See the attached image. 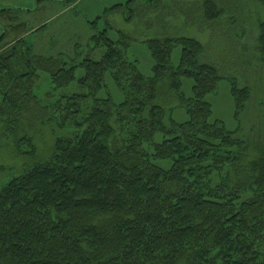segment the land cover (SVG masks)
Listing matches in <instances>:
<instances>
[{
  "label": "trees",
  "instance_id": "obj_1",
  "mask_svg": "<svg viewBox=\"0 0 264 264\" xmlns=\"http://www.w3.org/2000/svg\"><path fill=\"white\" fill-rule=\"evenodd\" d=\"M136 1L105 16L132 14ZM202 11L208 24L225 14L216 0H203ZM110 31L92 38L93 50L106 49L100 61L71 66L36 55L21 38L3 48L0 37V138L32 157L33 125L51 120L75 130L56 139L48 159L0 189V264H264V135L243 140L214 119L208 98L222 77L202 61V43L150 41L154 67L146 77L127 56L129 37L113 41ZM257 49L264 67V23ZM42 74L56 89L77 83L81 93L42 106ZM108 79L119 102L100 95ZM186 80L191 97L183 92ZM231 95L238 119L252 91L232 82ZM178 108L187 117L182 123L174 118Z\"/></svg>",
  "mask_w": 264,
  "mask_h": 264
},
{
  "label": "rangeland",
  "instance_id": "obj_2",
  "mask_svg": "<svg viewBox=\"0 0 264 264\" xmlns=\"http://www.w3.org/2000/svg\"><path fill=\"white\" fill-rule=\"evenodd\" d=\"M129 0H0V37L4 45H13L24 39L38 56L63 58L69 66L86 59L100 61L106 49L93 50L92 38L111 28L108 36L113 41L129 37L127 56L137 62L143 75L152 77L154 62L149 42L161 38H192L202 43L205 53L202 61L214 64L220 70L222 82L216 94L211 95L214 119L222 121L229 131L239 138L264 135V67L258 55L260 25L264 23V8L258 0H216L224 10V16L214 24L205 23L203 0H137L131 6L132 14L117 11L105 16L114 5H125ZM10 9L11 13H1ZM132 16L130 22L127 17ZM102 17V19H99ZM94 23H97L95 26ZM25 26L28 31H25ZM46 26V28H43ZM43 28V29H42ZM40 30V31H38ZM38 31V32H36ZM182 48L176 47L171 65L180 64ZM83 76L81 70L77 77ZM108 79L104 94L110 93L119 102L121 94ZM232 82L240 88L248 87L252 98L245 113L235 118V105L231 95ZM183 92L193 95V83L184 82ZM81 93L77 83L68 88L56 89L47 75L42 74L36 95L42 106L49 107L62 96ZM49 118L53 117L50 111ZM176 121L187 117L179 108L174 112ZM32 135L36 154L21 157L15 151L13 140L0 138V189L14 178L25 173L35 164L48 159L57 138L72 137L75 130H61L49 120L47 125H33ZM0 134H2L0 132ZM44 159V160H43Z\"/></svg>",
  "mask_w": 264,
  "mask_h": 264
}]
</instances>
